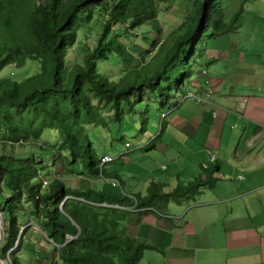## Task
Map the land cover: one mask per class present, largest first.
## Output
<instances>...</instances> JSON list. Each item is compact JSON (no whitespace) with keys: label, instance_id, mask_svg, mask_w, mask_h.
Segmentation results:
<instances>
[{"label":"trees","instance_id":"obj_1","mask_svg":"<svg viewBox=\"0 0 264 264\" xmlns=\"http://www.w3.org/2000/svg\"><path fill=\"white\" fill-rule=\"evenodd\" d=\"M132 7L159 21L155 0H0V72L28 59L40 62L39 72L22 81L0 77V211L5 221L0 258L8 255L10 264L22 262L23 225L46 232L65 264H139L146 250L158 247L121 231L116 217L121 209L115 205L162 212L217 182L214 163L204 176L170 190L152 180L145 193L130 195L103 181L121 177L101 166L88 127L120 121L139 104L147 108L156 102L172 110L179 103L173 83H183L177 92L181 88L186 94L183 73H192L207 37L240 24V11L228 20L222 0H190L166 38L154 40L149 54L138 53L151 59L116 79L107 73V61H139L122 36V30L136 26ZM94 18L102 31L94 45L84 47L81 61L69 66L68 48L76 52L79 25ZM47 128L59 132L56 141L42 139ZM79 179L90 183L80 185Z\"/></svg>","mask_w":264,"mask_h":264},{"label":"crops","instance_id":"obj_2","mask_svg":"<svg viewBox=\"0 0 264 264\" xmlns=\"http://www.w3.org/2000/svg\"><path fill=\"white\" fill-rule=\"evenodd\" d=\"M255 26L220 40L221 48L207 46L187 91L211 90L208 103L182 96L167 112L176 145L154 148L173 168L149 170L130 192L120 176L119 191L143 194L152 180L171 189L218 165L214 186L162 212L115 205L121 231L158 247L146 250L139 264H264V39L256 41ZM32 258L21 264H65L56 250L49 260Z\"/></svg>","mask_w":264,"mask_h":264},{"label":"rangeland","instance_id":"obj_3","mask_svg":"<svg viewBox=\"0 0 264 264\" xmlns=\"http://www.w3.org/2000/svg\"><path fill=\"white\" fill-rule=\"evenodd\" d=\"M155 1L158 9V22H155L150 16L132 7L131 20L135 21L136 26H132L128 32L122 30L125 45L136 53L139 61H135L132 64L129 62L120 63L116 59L107 61L105 68L110 76L119 79L120 73L125 69H130L136 63L137 65L146 64L151 58L149 56L143 58L138 53L149 54L148 50L154 49L152 48L154 40L159 43L165 39L166 35L183 18L190 4V0ZM222 6L226 10L228 20L232 19L237 11H240L238 17L240 24L237 29L225 35L207 37L206 47L210 48L212 45H216L221 48L222 44L220 40L229 41L231 38H238V35L240 36L247 32L255 24L256 41L264 39V0H222ZM101 31L102 25L100 20H96V18L89 22H82L79 25V41L74 44L76 52H72L71 47L68 48L67 59L69 66L75 61H81L84 47L94 45ZM196 61L197 63H194L193 69L202 61L201 57L197 56ZM39 70L40 62L36 59H28L23 66H16L14 64L5 66L0 72V77H10L14 80L22 81L26 77L36 74ZM188 70L183 73L185 84L189 83V79L192 78L193 74V70L192 73L191 71L188 73ZM182 84L178 80H175L173 83L172 89L175 94L173 97L176 104L178 101L180 102L181 97L184 95L181 88L177 92V88L182 87ZM152 99L156 100V96H153ZM162 111L166 113L168 110L167 108L160 107L156 102H152L147 108L145 105L139 104L137 105V112H125L120 121H109L107 126L99 124L88 127V133L97 155L101 156L109 153L115 158L114 161L105 165V172L108 174L118 173L124 179L123 186L127 192L134 190L132 189L136 186L134 184L137 181H141L140 177L148 176L149 170L154 169L155 173L158 174L160 172L164 173V170H162L164 169V165L168 166L169 169L173 168L174 164H172V161L161 152H156L154 148L155 144L157 145L164 141L168 142L171 146L176 145L175 136L178 133L173 127L171 128L168 118H162ZM142 113H145L148 120L145 125L143 124L144 116ZM58 133L57 130L47 128L42 134V139L54 142L59 137ZM43 164L48 168L50 164L48 158H45ZM85 182L79 179L78 183L82 185ZM0 214H2L1 211ZM30 224L33 225L34 223L30 222ZM22 230H24V240L19 251L22 262L25 263L29 259H33L32 257H35L37 262L40 263L41 261L49 260L55 254L54 244L46 237V232L41 231L37 226L30 230L23 225L20 232ZM4 231L5 221L3 217L0 243L4 239ZM30 256L32 257L30 258ZM0 264H10L9 256L7 255V258L4 259L1 258Z\"/></svg>","mask_w":264,"mask_h":264},{"label":"built area","instance_id":"obj_4","mask_svg":"<svg viewBox=\"0 0 264 264\" xmlns=\"http://www.w3.org/2000/svg\"><path fill=\"white\" fill-rule=\"evenodd\" d=\"M151 54H153V52ZM211 93H212V91L208 90L204 96H201V95H197L196 93H194L192 91H187L186 94L183 95L182 100H185L188 98H193V99H195L201 103H208ZM167 112L166 113L163 112L161 114L162 118L167 116ZM127 145H129V143H127ZM212 159H214V156L212 157ZM114 160H115V158L109 153H105V154L101 155V157H100L101 166H103L104 164H107L109 162H112ZM103 181H105L106 183H109L112 187H115V188H118L120 186V181L114 177H104ZM45 183H46V181H45Z\"/></svg>","mask_w":264,"mask_h":264},{"label":"bare ground","instance_id":"obj_5","mask_svg":"<svg viewBox=\"0 0 264 264\" xmlns=\"http://www.w3.org/2000/svg\"><path fill=\"white\" fill-rule=\"evenodd\" d=\"M2 221H3V217L0 214V237H1V230H2Z\"/></svg>","mask_w":264,"mask_h":264},{"label":"water","instance_id":"obj_6","mask_svg":"<svg viewBox=\"0 0 264 264\" xmlns=\"http://www.w3.org/2000/svg\"><path fill=\"white\" fill-rule=\"evenodd\" d=\"M1 216H2V214H1ZM45 235H46V233H45ZM51 240V239H50ZM52 241V240H51ZM18 242V241H17ZM17 246V243H16V245L12 248V249H10L9 250V252L11 251V250H13L15 247ZM1 259V258H0Z\"/></svg>","mask_w":264,"mask_h":264}]
</instances>
